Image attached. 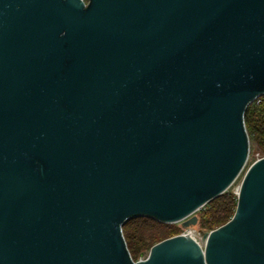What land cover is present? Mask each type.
Instances as JSON below:
<instances>
[{"label": "water", "instance_id": "95a60500", "mask_svg": "<svg viewBox=\"0 0 264 264\" xmlns=\"http://www.w3.org/2000/svg\"><path fill=\"white\" fill-rule=\"evenodd\" d=\"M261 96L264 0H0V264H264V157L191 228ZM136 217L191 232L134 261Z\"/></svg>", "mask_w": 264, "mask_h": 264}, {"label": "trees", "instance_id": "16d2710c", "mask_svg": "<svg viewBox=\"0 0 264 264\" xmlns=\"http://www.w3.org/2000/svg\"><path fill=\"white\" fill-rule=\"evenodd\" d=\"M245 125L249 138L256 146V153L264 157V96L252 102L245 114ZM238 203V197L227 191L209 202L198 212L201 230H215L231 220ZM173 224L159 222L149 217H136L123 226L127 247L134 261L157 243L181 234Z\"/></svg>", "mask_w": 264, "mask_h": 264}, {"label": "rangeland", "instance_id": "374dc122", "mask_svg": "<svg viewBox=\"0 0 264 264\" xmlns=\"http://www.w3.org/2000/svg\"><path fill=\"white\" fill-rule=\"evenodd\" d=\"M261 156L256 153V146L254 144V142H252L250 140V153H249V158H248V162L246 167L244 168V170L242 171V173L240 174V176L236 179V181L232 184V186L229 188L228 191L233 192L234 194H237L241 183L244 179V176L247 172V170L250 168V166L260 158ZM199 212V211H198ZM198 212L195 213L196 216H198ZM199 217V216H198ZM174 226H176L179 230H181V232L183 233L184 231H187L188 229L191 230L190 228H184L182 226V222L179 223H174ZM193 233H194V237L196 238V240L198 242H201V233L202 232H206V230H201L200 226H199V222L196 226H191ZM149 251H146L145 254H143V256H141V259H145L148 256Z\"/></svg>", "mask_w": 264, "mask_h": 264}, {"label": "built area", "instance_id": "2783aa9c", "mask_svg": "<svg viewBox=\"0 0 264 264\" xmlns=\"http://www.w3.org/2000/svg\"><path fill=\"white\" fill-rule=\"evenodd\" d=\"M84 1L87 2L88 0H84ZM260 158H262V157H260ZM260 158H259V159H260ZM187 231H188V230H187ZM187 231H184L183 233H185V232H187ZM181 234H182V233H181ZM195 239H196V238H195Z\"/></svg>", "mask_w": 264, "mask_h": 264}, {"label": "bare ground", "instance_id": "6f19581e", "mask_svg": "<svg viewBox=\"0 0 264 264\" xmlns=\"http://www.w3.org/2000/svg\"><path fill=\"white\" fill-rule=\"evenodd\" d=\"M188 231H190V232H191V230H189V229H188ZM188 231H187V232H188ZM193 235H194V233H193Z\"/></svg>", "mask_w": 264, "mask_h": 264}]
</instances>
